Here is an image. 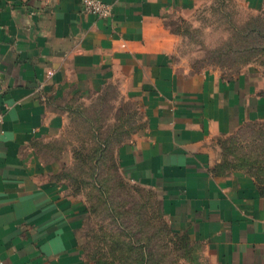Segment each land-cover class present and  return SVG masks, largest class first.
<instances>
[{
	"label": "crops",
	"instance_id": "crops-1",
	"mask_svg": "<svg viewBox=\"0 0 264 264\" xmlns=\"http://www.w3.org/2000/svg\"><path fill=\"white\" fill-rule=\"evenodd\" d=\"M103 1L108 18L84 12L82 0H0V264H92L88 203L60 178L73 152L51 143L73 97L114 84L147 121L117 149L125 177L158 192L173 229L201 242L209 264H264V196L247 174L217 175L209 146L263 117L264 96L253 73L179 69L166 26L169 14L212 0Z\"/></svg>",
	"mask_w": 264,
	"mask_h": 264
},
{
	"label": "rangeland",
	"instance_id": "rangeland-1",
	"mask_svg": "<svg viewBox=\"0 0 264 264\" xmlns=\"http://www.w3.org/2000/svg\"><path fill=\"white\" fill-rule=\"evenodd\" d=\"M166 26L176 37L173 58L179 69H212L228 79L253 73L250 80L264 96V8L212 0L169 14ZM69 103L66 126L51 144L57 153L73 152L60 178L88 203L83 245L90 262L120 264L132 242L145 249L150 264H209L201 242L173 229L158 192L129 181L118 166L117 149L146 127L141 104L116 84ZM209 146L217 175L247 174L264 196V116L215 136ZM110 254L113 258L106 257Z\"/></svg>",
	"mask_w": 264,
	"mask_h": 264
},
{
	"label": "built area",
	"instance_id": "built-area-1",
	"mask_svg": "<svg viewBox=\"0 0 264 264\" xmlns=\"http://www.w3.org/2000/svg\"><path fill=\"white\" fill-rule=\"evenodd\" d=\"M83 11L87 13L96 14L100 18H108L113 13V6L103 0H82ZM118 42H122V39H118ZM54 71H50L49 75H52ZM5 108L0 106V123L4 121Z\"/></svg>",
	"mask_w": 264,
	"mask_h": 264
},
{
	"label": "trees",
	"instance_id": "trees-1",
	"mask_svg": "<svg viewBox=\"0 0 264 264\" xmlns=\"http://www.w3.org/2000/svg\"><path fill=\"white\" fill-rule=\"evenodd\" d=\"M132 251V254H129V252ZM137 251H140V255L137 258L136 254ZM126 257H124V256ZM122 258L120 259L121 263L120 264H150L148 262V257L147 254H145V249H138L135 245L131 244L128 246L127 250L125 251V254H122ZM107 258H113V255L110 254L108 256H106ZM119 260V257L116 259ZM106 264V262H101V259H98L96 261V264Z\"/></svg>",
	"mask_w": 264,
	"mask_h": 264
}]
</instances>
